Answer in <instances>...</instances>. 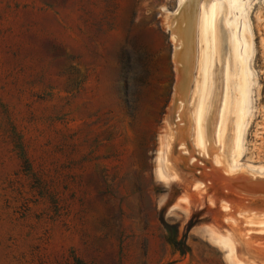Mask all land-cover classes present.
Returning a JSON list of instances; mask_svg holds the SVG:
<instances>
[{"label": "rangeland", "instance_id": "1", "mask_svg": "<svg viewBox=\"0 0 264 264\" xmlns=\"http://www.w3.org/2000/svg\"><path fill=\"white\" fill-rule=\"evenodd\" d=\"M185 3L0 0V264H264V213L219 207L264 174V0H197L189 47Z\"/></svg>", "mask_w": 264, "mask_h": 264}, {"label": "bare ground", "instance_id": "2", "mask_svg": "<svg viewBox=\"0 0 264 264\" xmlns=\"http://www.w3.org/2000/svg\"><path fill=\"white\" fill-rule=\"evenodd\" d=\"M196 5H197V0H187V3H185V5H183V9L181 10L182 12L179 15L180 20L183 21V23H184L183 26L180 27V33H181V35L183 37L182 41H184V42H182V45H184V47H186V46L189 47L191 45V38H192V35H193L194 31H195ZM216 14H217V5H216L215 2L211 3L208 6L206 11L204 9L202 10L201 23H202V27H203V30H204L205 38H207L206 36L208 35V31L209 30L211 31V29L214 26V21H215V18H216ZM205 43H206L205 48H208V43H207L206 39H205ZM206 51H207V49H206ZM242 53H244V52H242ZM239 55H240V53H239ZM204 57H205L204 58V64H203V80H204V82H203V85H202V88H201L202 97H205V95H207L206 79H207V75H208V66H209V61H210L208 52L207 53L205 52ZM239 80H240L239 91L242 92V90H243V79H242V77H240ZM239 91L237 93H239ZM240 94H238V95H240ZM237 101L238 102H237V104L235 106V113H236V116H237L236 131L239 130L238 127H239V123L241 121L242 114H243V112H241V111H243V109L241 110V106L243 105L242 104L243 100L241 99V96H240V98H238ZM232 104H235V103H233V102L230 103V101H229V97H228V79H227L225 95L223 96V103H222L220 117H219V123H218V127H217V136L218 137L221 136V134H222V132H223V130L225 128L226 114H227L228 109L230 108V105H232ZM204 111H205V108H204L203 98H201V100L199 102V105L197 107V111H196V114H197V121L196 122H197V132L201 131L203 142L205 141V132H204V125L205 124H203V129L199 126V124H200V120L202 119V117H204ZM237 133H238V131H237ZM200 139H201V137H200V134H199V140ZM223 196H225V195H223ZM227 197L228 196L226 195V198ZM227 202H228V200H227ZM228 203H230V201Z\"/></svg>", "mask_w": 264, "mask_h": 264}, {"label": "water", "instance_id": "3", "mask_svg": "<svg viewBox=\"0 0 264 264\" xmlns=\"http://www.w3.org/2000/svg\"><path fill=\"white\" fill-rule=\"evenodd\" d=\"M245 175L227 174L226 183L230 186V192L234 199L231 203L219 204L220 208L232 210L235 215L242 213H264V174L248 173ZM221 198L218 199L220 201Z\"/></svg>", "mask_w": 264, "mask_h": 264}, {"label": "trees", "instance_id": "4", "mask_svg": "<svg viewBox=\"0 0 264 264\" xmlns=\"http://www.w3.org/2000/svg\"><path fill=\"white\" fill-rule=\"evenodd\" d=\"M164 228L166 229V232H168V234L165 236V241L174 249L177 250L179 253L184 252L186 245L184 243V241H182L181 239L177 238V235L172 233V227L164 222H162ZM191 224H189L188 226H190Z\"/></svg>", "mask_w": 264, "mask_h": 264}]
</instances>
